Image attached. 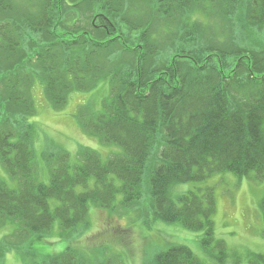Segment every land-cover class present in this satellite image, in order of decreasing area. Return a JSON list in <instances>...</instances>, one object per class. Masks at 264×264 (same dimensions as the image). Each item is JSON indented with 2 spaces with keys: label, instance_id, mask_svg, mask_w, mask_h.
Segmentation results:
<instances>
[{
  "label": "trees",
  "instance_id": "trees-1",
  "mask_svg": "<svg viewBox=\"0 0 264 264\" xmlns=\"http://www.w3.org/2000/svg\"><path fill=\"white\" fill-rule=\"evenodd\" d=\"M23 1L32 7L0 0V162L18 182L14 189L0 178V215L19 227L0 264L27 239L51 237L55 223L61 237L84 236L90 205L115 212L145 196L148 228L200 231L203 246L214 242L222 258L228 250L214 236L213 189L172 193L216 174L264 180V0ZM154 23L169 25L166 39ZM35 86L57 111L74 92L106 86V97L81 104L80 125L120 152L104 160L85 147L72 164L69 152L49 147L42 154L48 180L40 181ZM260 208L264 218V197ZM79 250L68 246L41 264H112L105 250L102 259ZM254 257L252 264H264ZM144 264L203 263L173 245Z\"/></svg>",
  "mask_w": 264,
  "mask_h": 264
},
{
  "label": "rangeland",
  "instance_id": "rangeland-1",
  "mask_svg": "<svg viewBox=\"0 0 264 264\" xmlns=\"http://www.w3.org/2000/svg\"><path fill=\"white\" fill-rule=\"evenodd\" d=\"M23 2V0H15L17 4L15 7L21 9L32 7L23 5ZM31 3L37 5L34 0H31ZM72 4L77 5L79 2L74 0ZM82 9L90 15L86 6H82ZM141 10L137 7L132 14L129 10L128 19L131 22L137 19L135 16H139L137 13ZM147 17L149 16L143 17L144 22L148 19ZM152 25L154 31L158 32L162 38L168 37L169 25L165 28L157 25V29L155 23ZM35 87L37 116L32 121L35 123L38 134L34 142V152L39 165L40 181L48 180V171L42 154L49 147L53 151L58 149L69 152L72 164L78 163L79 151L85 147L97 150L104 160L120 152L118 146H104L94 138L83 134L80 125L82 116L78 111L79 107L83 103H89L91 99L99 101L106 97L108 94L106 86L100 87L97 93L74 92L68 105L58 111L48 105L41 88ZM250 176L253 177L254 174ZM0 178H3L11 188L16 189V185L10 181L1 162ZM208 188L213 189L217 198L214 216L215 240H223L227 245L228 251L222 258L214 242L207 247L203 246L202 240L205 237L200 231L191 232L183 229L181 225L161 222L148 228L149 222H152L151 215L146 217L147 222L142 221L145 211L149 210V206H146L149 205V200L145 196L142 202H135L132 206L119 205L115 212L104 211L90 205V227L84 236L70 238L72 235L68 234L61 237L59 223H55L51 237L33 243H31L33 239H27L29 242H24L19 251L7 252L2 264H41L45 255L61 253L71 245L80 249L79 251L89 259L93 257L102 259L105 250L107 254L104 255L107 259L110 258L112 264H144L150 256L161 250L165 251L173 245L188 247L203 264H252L254 256H264V218L260 208L264 197V180L256 182L247 178L239 179L231 173L216 174L202 183L176 186L172 197L177 199L188 192H196L200 189L203 191ZM118 200H121V197ZM18 230V225L12 219H2L0 215V250L8 240L15 241L12 235H16ZM6 236L7 240H4Z\"/></svg>",
  "mask_w": 264,
  "mask_h": 264
},
{
  "label": "bare ground",
  "instance_id": "bare-ground-1",
  "mask_svg": "<svg viewBox=\"0 0 264 264\" xmlns=\"http://www.w3.org/2000/svg\"><path fill=\"white\" fill-rule=\"evenodd\" d=\"M9 178H10V181L14 184V185H16L18 182H17V180L16 179H14V178H12L11 176H9ZM3 181H5L3 178H1ZM6 182V181H5ZM6 184L7 185H9L7 182H6ZM9 187H11V186H9Z\"/></svg>",
  "mask_w": 264,
  "mask_h": 264
}]
</instances>
